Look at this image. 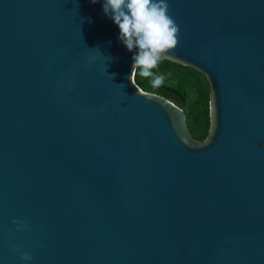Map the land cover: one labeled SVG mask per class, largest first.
I'll return each mask as SVG.
<instances>
[{"label": "water", "instance_id": "95a60500", "mask_svg": "<svg viewBox=\"0 0 264 264\" xmlns=\"http://www.w3.org/2000/svg\"><path fill=\"white\" fill-rule=\"evenodd\" d=\"M167 3L204 141L103 0H0V264H264V0Z\"/></svg>", "mask_w": 264, "mask_h": 264}, {"label": "clouds", "instance_id": "9594fccd", "mask_svg": "<svg viewBox=\"0 0 264 264\" xmlns=\"http://www.w3.org/2000/svg\"><path fill=\"white\" fill-rule=\"evenodd\" d=\"M94 4L97 0H91ZM103 13L110 17L119 28V40L133 55L132 75L150 78L153 88L164 84L165 76L157 69L159 62L179 44V25L169 14L167 0H103ZM17 231L28 225L13 219ZM12 250L21 259L31 261L32 256L20 251L15 245Z\"/></svg>", "mask_w": 264, "mask_h": 264}, {"label": "trees", "instance_id": "16d2710c", "mask_svg": "<svg viewBox=\"0 0 264 264\" xmlns=\"http://www.w3.org/2000/svg\"><path fill=\"white\" fill-rule=\"evenodd\" d=\"M165 76L164 84L153 88L150 78L135 73L134 81L144 92L159 95L179 107L186 116L187 128L192 138L204 141L209 131V86L203 74L193 68L170 60L159 62L153 69Z\"/></svg>", "mask_w": 264, "mask_h": 264}]
</instances>
